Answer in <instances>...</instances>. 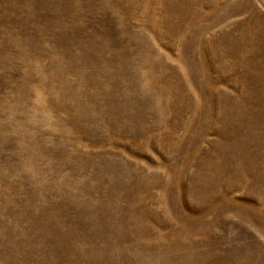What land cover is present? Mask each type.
Returning a JSON list of instances; mask_svg holds the SVG:
<instances>
[{
	"label": "rangeland",
	"instance_id": "374dc122",
	"mask_svg": "<svg viewBox=\"0 0 264 264\" xmlns=\"http://www.w3.org/2000/svg\"><path fill=\"white\" fill-rule=\"evenodd\" d=\"M0 264H264V0H0Z\"/></svg>",
	"mask_w": 264,
	"mask_h": 264
}]
</instances>
